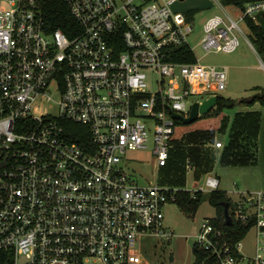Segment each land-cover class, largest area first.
<instances>
[{
    "label": "built area",
    "instance_id": "2783aa9c",
    "mask_svg": "<svg viewBox=\"0 0 264 264\" xmlns=\"http://www.w3.org/2000/svg\"><path fill=\"white\" fill-rule=\"evenodd\" d=\"M51 1L0 0V253L13 264L19 257L21 264H149L144 238L163 244L173 236L165 206L180 190L219 188V178L207 173L191 190L147 177L139 184L124 155L151 143L157 162L167 160L172 112L187 117L192 96L225 90L228 67L171 60L182 45L194 52L191 19L172 9L180 0H58L70 17L65 29L49 23ZM218 5L200 47L233 52L240 34L255 51L242 24L257 22L264 0L233 8L235 15ZM69 122L86 127L81 144L71 141ZM228 213L255 226L264 243V190L231 200ZM240 241L230 243L208 218L193 245L213 264H264L262 246L246 255Z\"/></svg>",
    "mask_w": 264,
    "mask_h": 264
},
{
    "label": "rangeland",
    "instance_id": "374dc122",
    "mask_svg": "<svg viewBox=\"0 0 264 264\" xmlns=\"http://www.w3.org/2000/svg\"><path fill=\"white\" fill-rule=\"evenodd\" d=\"M231 14L235 15L233 7L223 6ZM174 11L193 13L191 22L193 32L188 37L189 44L193 47L195 57L203 64H213L217 66H227V85L225 90L220 92L225 98L239 100L243 97H252L257 91L256 87L264 86V69L259 67L260 61L256 52L246 42L244 36L238 34L240 45L233 52H205L199 45L203 34L205 20L214 14L221 13L218 0H180L172 5ZM243 31L247 35L246 26L242 24ZM156 73L148 72V89L154 91L157 88L155 83ZM208 95H195L190 101L204 100ZM257 102V103H256ZM252 105L238 104L230 109H226V114L231 119L240 110H260L261 122L257 133L256 147L254 149L255 163L247 165L224 164L220 161L222 147L226 144L229 136V126L224 132L217 131L213 142L220 140L222 147L215 148L210 143L202 144L203 148H208L212 153L213 159L211 168L202 171L199 176L195 175L196 167L193 161L187 156L184 160V183L177 185L168 181L170 176L168 159L158 163L151 151L152 144L147 148L128 150L124 155V167L128 174L137 180L139 184L156 181L159 186L170 188H186L188 190L196 188L197 184L203 182V177L207 173L217 175L219 178V189L224 190L231 200H235L242 194L251 191L264 190V108L260 102L256 101ZM248 111V110H247ZM260 114V113H259ZM199 117L189 124H177V133L191 130H198L211 126L215 117ZM212 142V143H213ZM174 146L173 142L171 148ZM187 160L190 161L192 168L186 169ZM216 215L215 207L203 195L201 203L192 215L183 213L175 202H169L164 208V225L173 232L169 241L161 243L157 238L147 239L143 242V257L149 264H193L194 254L192 245L195 235L199 232L201 224L208 218ZM257 245L264 248V243L257 244V229L255 226L249 228L245 236L240 241V250L246 255H253ZM264 254V249L261 250ZM18 263H23V258H18Z\"/></svg>",
    "mask_w": 264,
    "mask_h": 264
},
{
    "label": "trees",
    "instance_id": "16d2710c",
    "mask_svg": "<svg viewBox=\"0 0 264 264\" xmlns=\"http://www.w3.org/2000/svg\"><path fill=\"white\" fill-rule=\"evenodd\" d=\"M254 0H221L224 6H231L234 9L242 10L244 4ZM49 23L53 27L65 29V22L70 20L66 6L58 0H52L45 9ZM187 18L191 19L193 13H186ZM247 36L252 43L256 54L264 63V13L258 15L257 22L251 18L246 19ZM171 60L178 62H190L195 60V54L188 46L182 45L172 54ZM253 96L243 97L239 100L225 98L217 94L215 107L203 117H215L216 121L202 129L189 130L177 133L176 125L182 124L180 120L175 122V131L172 142L174 146L170 149L168 158V168L170 176L168 181L177 185L184 183V160L187 156L193 161L196 170L195 175L199 176L202 171L211 168L213 159L212 153L208 148H203L202 144L212 143L217 131L224 132L229 126V136L226 144L222 147L220 161L224 164L247 165L255 163L254 149L256 147L257 133L260 126V114L257 111L237 112L229 119L226 109H230L238 104L252 105L256 101L264 105V87H256ZM72 136L71 141L82 143L87 139L86 127L81 124L67 123ZM200 177V176H199ZM205 195L209 202L215 207L216 215L211 217L212 222L218 224L226 233V238L230 243L241 240L251 227V223H240L234 220L230 225L225 223L223 214V203L228 202V209L231 207V198L219 188L209 192L196 191L193 194L187 190H180L176 193L175 203L179 209L187 214L193 215L201 203L202 196ZM194 254L193 264H213L209 253L204 249L193 245ZM0 264H13L10 254L0 253ZM162 264V263H153Z\"/></svg>",
    "mask_w": 264,
    "mask_h": 264
},
{
    "label": "water",
    "instance_id": "95a60500",
    "mask_svg": "<svg viewBox=\"0 0 264 264\" xmlns=\"http://www.w3.org/2000/svg\"><path fill=\"white\" fill-rule=\"evenodd\" d=\"M216 100H217L216 95L209 96L208 98L202 100V102L200 103L197 101L194 102L191 105V109L187 117H184L176 112H172V116L175 119L180 120L184 124H189L195 121L200 114L201 115L208 114L215 107ZM223 214H224L225 223L230 225L232 223V220L228 213V202L223 203Z\"/></svg>",
    "mask_w": 264,
    "mask_h": 264
},
{
    "label": "crops",
    "instance_id": "0c3cea01",
    "mask_svg": "<svg viewBox=\"0 0 264 264\" xmlns=\"http://www.w3.org/2000/svg\"><path fill=\"white\" fill-rule=\"evenodd\" d=\"M220 2H221V0H219ZM230 8H231V6H229ZM257 56H258V54H257ZM258 58H259V61H260V65H259V67L261 66V63H263L262 61H261V59H260V57L258 56ZM257 87H264V86H259V85H257ZM257 103V102H256ZM255 103V104H256ZM254 104V105H255ZM254 105H252L251 107H253ZM262 108H264V106H262ZM248 111H257V112H259L260 113V122H261V117H262V115H261V111L260 110H251L250 108H246ZM247 110H240V111H238V112H241V113H243V112H247ZM210 144H212L213 145V143H210ZM214 146V145H213ZM222 146H223V144H222ZM215 147V146H214ZM215 148H217V147H215ZM219 148V147H218ZM217 176V175H216ZM218 177V176H217Z\"/></svg>",
    "mask_w": 264,
    "mask_h": 264
}]
</instances>
